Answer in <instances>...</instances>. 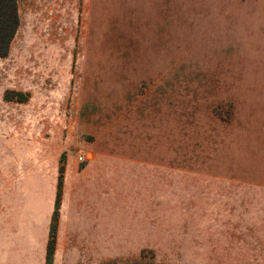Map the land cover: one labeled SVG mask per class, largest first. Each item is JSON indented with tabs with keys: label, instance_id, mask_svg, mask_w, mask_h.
<instances>
[{
	"label": "rangeland",
	"instance_id": "1",
	"mask_svg": "<svg viewBox=\"0 0 264 264\" xmlns=\"http://www.w3.org/2000/svg\"><path fill=\"white\" fill-rule=\"evenodd\" d=\"M19 15L0 57L5 101L31 95L17 91L32 80L15 68L35 67L41 86L70 81V97L95 75L111 87L125 136L159 147L149 171L157 180L111 182V248L101 261L236 264L251 255L264 240L253 230V192L263 190L241 179L251 164L264 178V0H19ZM138 117L157 127L145 132ZM10 241L0 236V264H29L28 248L20 254Z\"/></svg>",
	"mask_w": 264,
	"mask_h": 264
},
{
	"label": "crops",
	"instance_id": "2",
	"mask_svg": "<svg viewBox=\"0 0 264 264\" xmlns=\"http://www.w3.org/2000/svg\"><path fill=\"white\" fill-rule=\"evenodd\" d=\"M32 69L13 71L29 74L30 86H17V91L31 92L28 100L5 101L0 90V236L17 238L10 244L20 254L28 248L29 264H107L111 257L101 261L100 250L111 248V182L146 181L159 147H148L142 133L125 136V119L111 115V87L100 88L99 77L81 78L70 97V81L41 86ZM61 71L68 67L48 70ZM138 119L145 132L157 127ZM246 171L242 185L263 190L253 192L261 201L260 228L253 230L261 234L264 178L252 164ZM153 176L157 180L158 173ZM252 243L251 255L236 256V264H264V240Z\"/></svg>",
	"mask_w": 264,
	"mask_h": 264
},
{
	"label": "trees",
	"instance_id": "3",
	"mask_svg": "<svg viewBox=\"0 0 264 264\" xmlns=\"http://www.w3.org/2000/svg\"><path fill=\"white\" fill-rule=\"evenodd\" d=\"M19 26V0H0V57L9 54Z\"/></svg>",
	"mask_w": 264,
	"mask_h": 264
},
{
	"label": "built area",
	"instance_id": "4",
	"mask_svg": "<svg viewBox=\"0 0 264 264\" xmlns=\"http://www.w3.org/2000/svg\"><path fill=\"white\" fill-rule=\"evenodd\" d=\"M79 159H80V160H84V157H83V156H79Z\"/></svg>",
	"mask_w": 264,
	"mask_h": 264
}]
</instances>
